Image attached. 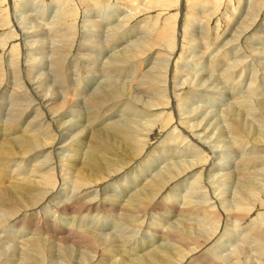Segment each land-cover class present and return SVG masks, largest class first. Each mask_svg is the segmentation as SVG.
<instances>
[{
    "label": "bare ground",
    "instance_id": "obj_1",
    "mask_svg": "<svg viewBox=\"0 0 264 264\" xmlns=\"http://www.w3.org/2000/svg\"><path fill=\"white\" fill-rule=\"evenodd\" d=\"M261 1L262 0L252 1L253 3L250 4L253 5L251 16L255 15L256 11H254V8L257 9ZM96 3L97 1L88 2L85 6L91 7V10H93ZM92 5L94 6L92 7ZM71 11L70 15L68 14L64 20H61V18L60 21L56 22V26L52 28L51 31L49 30L52 34L51 46L55 44L52 50H48V44H46L47 47L44 45L45 40L43 41L44 44H40L37 40L31 41L33 38L32 29L30 30L16 21H14L12 25L5 20L4 24L2 23V27H4L5 30L9 28L7 33L5 32V35L3 34L4 37L6 36L7 38V36H9L11 38L12 34H16L19 38L17 37V45H15L16 43H13L14 45H12V43L8 45L7 49L1 54V56L3 55L6 57V60L4 61V58H2L3 61H0V233L4 231L5 234L7 232V237L0 236V264H264V217H259L263 214L260 213V211L253 217L256 211H252L254 206L256 208L255 204L259 199V194H262L264 197V169L258 167L264 165L261 163L264 161V92L261 93L263 95L260 99L257 98L259 92L255 94L257 95L255 96L256 98L253 96L254 99L249 97L251 95H245L246 97H237L233 95L232 105L230 107H226L225 105L226 108H221L219 111V120L213 117V122L211 120L206 122H203L204 119L199 120L201 117L200 114L187 116V114L181 115V113H179L176 116L178 117L177 119L174 116V121L167 118V120H165L166 123L165 121L163 122L166 124L165 127H168L169 130L167 128L164 130L166 133L169 131L171 132L165 133L166 137H173L174 131L177 127H180L179 132H181V135H179L180 133L178 135L184 137L183 139L181 138L182 140L179 141L178 144L187 145L188 142L185 139H189V142L192 144L196 143L194 144L195 148L199 145L197 141L200 139L204 144L209 146V149L211 148V154H216L217 160L212 161L208 156V159H201V154L198 156L195 152L198 157L197 159L195 157V161L193 162L188 161L189 159L186 162H181L185 159H180V161L179 159L176 160L177 158L174 159L175 161H171L173 153L169 152L170 155H168L166 152L169 157H172L171 160L169 158H164L165 160L163 161L160 159V167L158 165V170H156L157 168H151L148 164L150 159L153 160L152 155H154V152L157 154L156 150L160 144L158 145L156 142L154 145L153 143L154 146L151 148L150 144L147 145V138L145 137V140L140 134H144L145 136L149 135L150 132H147L149 129H147V127H151L154 124L158 125V120L164 114L162 115L161 112L157 113L158 111L151 113V111L152 117H150L151 114L148 116L150 119L137 121L134 119L135 117L139 118L140 115H138V117L137 115H134L135 117L132 116L133 119L130 118L131 110L128 109L132 108L131 105H129L130 108L127 106V111L124 108L130 116L122 115L123 117H118L119 113L116 114L115 110H111L112 108L115 109V106L119 107V105L123 104L125 95L122 94L123 92H125L128 97L133 98L143 106L152 110L159 106H166L168 99L166 98L167 95H165L166 89L164 88V82L168 75L171 77V80L168 79V83L165 82L167 83L165 86L169 84V81H172L173 86L171 87L172 92L170 93L173 94V99L176 101L180 96V86L178 85L179 81L176 76L178 75L176 74L178 70L166 74V62L169 59L165 61V57L158 58V54L156 55L158 59L154 61V64L151 63L149 66L145 65V67L140 68L141 75L138 78L133 76L135 78L133 79L131 77L133 81L131 79H125L119 86H117V82L115 84L103 82V85L99 86L100 84H98L99 88H94V90H92L93 88L90 85L88 88L82 86L92 94H88L90 95L89 101L86 99V101H77L74 100L76 98L63 95L72 89H69V85L66 87L69 90L67 89L68 91H65L63 94L60 92V94L57 95H53L52 93L45 95L46 92H41V88L43 87L46 89L50 81L57 85H59V83L61 84V82H67L74 62L73 57L68 58L70 54L71 56L77 54V57L79 52L84 48L88 49L87 47H92V49L96 48L100 53V51L105 50L104 48H106V46H112L111 41L114 40L119 33L117 30V27L121 23L119 19H114V22L105 20L106 23H102L99 19H92V15H87L85 18V20L92 23L85 25L82 31V26L76 28L73 21L76 18H70L72 15ZM147 24L146 22L144 24L146 26V35L140 36L138 34L135 36L134 34L133 39H126L127 43L125 42L126 45L123 47L117 46L119 48L114 49L112 47L113 49H110L112 53L106 54V56H108L107 60L110 57L107 61L109 68L112 66L114 70L117 71L122 67L120 65H126L132 60L135 62L139 59L141 54L147 50L148 45H150L151 36H153L152 38L154 41H159V39H161L163 42L166 40L167 45H170L168 42L172 43L175 38L173 27L170 30L166 28L155 29ZM130 26L132 25L130 24ZM46 28L48 27L46 26ZM127 31H132V29L130 30L127 28V30H123V33ZM37 32L38 34H34V37L43 34L41 30H37ZM247 34L249 35L250 33ZM185 37L189 41H194L196 39L195 36H188V34H186ZM219 38L221 37L219 36ZM206 39H204V41ZM251 39L253 40V38ZM39 40L40 39H38V41ZM262 40L264 42V39H261V41ZM9 42H11V40H9ZM121 42H123V40H121ZM201 44L202 43H199V45ZM252 44L254 45L253 42ZM17 47H22L29 52L27 53L25 51V54L24 50H22L24 56L21 55L22 57L17 58V55H15L16 50H18L16 49ZM234 48L236 47L234 46ZM45 49H47L50 58H52L50 61V58L46 60L34 59L33 55H31L32 51L35 52L34 54H44L43 52H45ZM163 49H165V47ZM169 50L168 47V51ZM19 54L18 56H20ZM83 54L82 58H84L85 55ZM161 54L163 56V53ZM208 55H210V53L207 54V56ZM88 56L91 57V59L92 57H97L95 54ZM262 57L264 58V50L262 52ZM185 58L186 57H184V59ZM170 59L174 60L176 66L179 59H174V56ZM94 60L97 62V58ZM84 61L88 60L84 59ZM221 61L224 66L218 65V63L216 64L215 61L213 64L208 62L213 65L214 70L220 67V69L225 68V71H227V66L233 62L227 60L225 57L222 58ZM140 62L136 61V63ZM261 64L264 69V61H262ZM90 65L92 66V64ZM78 66L82 67L81 64H78ZM235 66L232 65L231 67ZM262 67L260 69L264 73ZM101 68L102 69L98 70L95 69V72L101 70L100 73L98 72V75L102 74L100 76L103 77V66ZM205 68L206 67H204V69ZM75 69L78 68L76 67ZM85 69L89 68L87 67ZM235 69L238 68L236 67ZM235 69H233V71ZM131 70L132 68H130V72ZM243 70L245 71V69ZM81 71L80 75L76 74L81 76ZM89 71L92 72V70ZM89 71L87 73L90 74L91 72ZM115 71L113 73H115ZM243 72L241 73V77L244 75ZM230 73H232V71H230ZM7 74L10 75L8 79V81L10 80V84H15L16 79L22 77L28 78L27 85L29 90H31L32 93L34 92L35 95H42L38 98V102L36 101L37 103L33 104L32 102L26 103V101H20L19 97H23L22 92L19 91L20 89L18 91L16 89L10 96L2 98L1 93L4 94L5 90H8L6 89V85L8 84H6L7 82L5 83ZM221 74V77L226 82V76H224L223 72ZM225 74L227 73L225 72ZM111 75L112 73L110 76ZM137 75L138 74H136V76ZM228 75L229 74H227V78ZM115 76H117V74ZM217 76L219 77L218 74ZM234 76L235 75H233V78L235 79L236 77ZM246 76H243V78H246ZM101 77H98V79H101ZM262 77L260 81L261 88L264 86V74ZM56 79L60 82H56ZM87 79L89 80L88 77ZM182 79L184 78L182 77ZM250 79H252V77ZM68 81L70 82L71 80ZM78 81L77 83L80 82ZM255 81H257V79L254 80V82ZM183 82L185 81L183 80ZM187 82L188 80L185 83L187 84ZM251 82L254 83L253 79L248 83L250 84ZM229 83H231V81ZM236 83L235 81V85ZM216 84L214 85L216 86ZM239 84L241 85V83ZM249 84L247 88L251 86ZM231 85H233V83H231ZM215 86L214 88H216ZM210 88L213 89V87ZM225 88H222L223 90L221 89V91H219L220 89L218 91H215V89H207L202 94L208 97L206 98L207 101L204 100L205 98H201L200 100L208 102V99L212 101L221 98L222 94L227 91ZM238 89L239 88L234 90ZM252 89H254V87ZM255 89L253 90L254 92ZM234 90L232 89V91ZM24 91L26 92V90ZM75 91L78 92L79 90ZM168 91H170V89ZM73 95L74 94L71 93L70 96ZM84 95L85 97L87 96V94ZM125 97L127 96L125 95ZM25 99L27 100V98ZM191 100L194 101L193 99ZM183 103L185 102L183 101ZM110 104L112 107L109 109L108 106ZM182 105L184 106L185 104ZM5 107H8L7 111H5ZM139 107L140 105L137 108L140 109ZM177 107L179 106L177 105ZM183 108L185 109V107ZM132 109L137 113L136 107ZM37 110L40 111V114L36 113ZM140 110L144 111L143 109ZM188 110L186 109V111ZM4 111L6 113L5 115ZM125 111H123L124 114H126ZM142 111H140V113ZM149 111L150 110H148V112ZM146 115L143 116L146 117ZM220 122H223L224 129L220 128ZM161 124L159 126H161ZM37 125L38 129L33 130L32 127ZM155 126L156 125H154V127ZM149 130L151 131V129ZM160 130L162 129L160 128ZM175 134L177 133L175 132ZM174 137L175 139L177 138L176 140L180 138L177 135H174ZM169 139L175 140L174 138ZM163 141L166 142L167 140H162V143ZM184 141H186V143ZM250 142L255 144L256 149H262V153L254 156L242 154L240 151L242 148L239 150L240 146L244 144L247 146L251 144ZM174 143L175 141L173 144ZM198 143H200V141ZM204 144L200 146L205 147ZM161 146L160 150L163 147ZM181 148H179L181 151L180 153H183ZM176 149L175 147L174 151H176ZM189 150L190 148L188 151L184 152L190 153L191 151ZM207 150L208 149H206V152ZM171 152H173V150ZM247 152L246 154L249 153ZM255 152H257V150H255ZM177 153L179 154V152ZM158 154L161 155V153ZM162 155L161 157H163ZM184 157L187 158L186 156ZM167 160L169 162H167ZM155 162H157L156 159ZM23 164L30 168H34L32 170L36 169V172L25 171L22 169ZM143 166L146 168V170H144L146 171L145 175L142 173L144 171L141 173L139 172V179L134 181L135 178L133 179V177L138 176L135 170L137 169V171H140L144 169ZM148 166L150 168H148ZM13 167H16L13 169L14 172H12ZM141 167L143 168L141 169ZM22 170L23 173L21 174ZM7 171L11 173L9 180H5V176L8 175ZM32 173H34L33 178L30 176ZM24 174H27V178L23 177ZM123 179H133V181H131L130 184H126L123 182ZM186 180H191L190 182L194 186L190 184L189 187L191 186L194 188L193 192L195 194L191 192V197L187 195L189 198L185 199L186 201L182 203V199H177L175 195H177L176 190H178V188L185 187L186 183L183 182ZM119 181L122 183L121 187H123V193L121 195H115L114 192L116 191L113 190V188L115 189L113 185L115 182H118V185H116V188H118L120 184ZM232 185L235 186V188ZM71 193L72 195L69 197ZM62 194L68 198L66 200L61 199ZM187 194H189V192ZM193 195L194 199L192 198ZM233 201L235 205L231 206ZM258 205L259 204H257V206ZM232 207L234 208L232 209ZM71 214L80 215L79 222L83 224L85 229L80 226L76 227L74 222L71 221L72 218L67 219ZM87 216H93V220H97L100 216H103L99 222L97 220L98 224H102V222L104 224L107 218H111L114 227H116L118 222H123L125 230L128 231L124 232L121 230L120 234L114 235L105 234L104 231L106 230L99 228L101 232H98V226L90 229V227L86 225L84 218ZM172 218H176L177 220L174 222L167 221ZM85 219L88 220V218ZM65 221L72 226L65 227ZM9 226L11 227L8 229ZM12 227H15L18 232L26 231L32 235L30 237L24 236L18 238L16 233H11ZM234 227L241 228L242 230L248 229L249 233L246 231L248 236H262V243L259 245H251L250 241L252 238H247L248 236L246 234L244 238H241L243 235L238 237L237 235H239V232L237 231L238 233L236 234L234 232V230H236ZM2 234L3 233H1V235ZM60 236L67 237L60 238ZM140 238L143 239L141 240L143 244L139 243ZM227 242L233 244H230L231 246L228 247L226 246ZM66 244H71L73 246ZM14 245L22 247V250L19 248L15 249ZM28 246L30 248H28ZM43 248L55 249L57 253H61V257L56 256L52 252L49 258L45 260L42 253ZM129 251L135 256L133 260L127 259Z\"/></svg>",
    "mask_w": 264,
    "mask_h": 264
},
{
    "label": "rangeland",
    "instance_id": "obj_2",
    "mask_svg": "<svg viewBox=\"0 0 264 264\" xmlns=\"http://www.w3.org/2000/svg\"><path fill=\"white\" fill-rule=\"evenodd\" d=\"M93 1H97L96 5H92L93 7V10H91V7L89 8L88 6H85V4H87L88 2H93ZM254 0H0V56L1 54L4 52L5 49H7L8 45L12 43V45H17L18 44V36L16 34H12L11 38L9 36H6L4 37V33L9 30V28H6L7 30H5L4 27H2V25L4 24L5 21H8L11 23L16 21V22H19L21 25H23L24 27H27L31 30V32H33V38L31 39V41H35L37 40V42H40V44H48L49 45V48L48 50H52L55 46V44L53 46H51L52 44V34H51V29L54 28L56 26V22L60 21L61 20H64L65 17L68 16V14L70 15V11L72 12L70 18H76L74 21L75 25H76V28H78V26H82L81 29L82 31L84 30V26L87 25V24H90L92 22L90 21H87L85 20V18L87 17V15H92V19H99L100 22H104L106 23L105 20H109L110 22H114L116 19H119V21H121V23L119 24V26L117 27V30L119 31L118 35L115 37V42L114 40L111 41V45L112 46H106V48H104L105 50L104 51H100V53L98 52L99 50H97L96 48H93L95 50L92 49V47H87L88 49L84 48L83 50H81L80 52H83V53H80L78 54V58L79 59H82V60H79L75 54H73L71 56V54L68 56V58L70 57H73L71 59H73V65H72V71L70 73V76L68 78V80H71L70 82L67 80L66 83H63L61 82V85L58 80L56 79V82L59 83V85H57L56 83L50 81V84L49 86H47V88H41V92H46V94H50L52 93L53 95H57V94H60V92L63 94L65 93V91L67 92L70 88H72L70 91H68L67 93L63 94V95H68V97H71V98H76L74 100H77V101H83V100H87L89 101L88 99H90V91H88L87 89L85 88H88L89 85L93 88L92 90H94V88H99V86L103 85V82L104 83H107V84H115L117 82V86H119L120 83H122L125 79L127 80H130L131 77L133 79H135L136 77L138 78L140 75H141V69L142 67H145V65L149 66L152 64H154V61H156L158 58H164L165 61L166 59L168 60L166 62V74H170L171 72H174L175 70L178 72H176V75L177 78H178V85L180 86V90H179V93H180V96L179 98L176 99V101H174L173 99V94L170 93L172 92V89L171 87L173 86V83L172 81H169V86H165L167 83H168V79L171 80V77H168L165 79L167 83L164 82V88L166 89L165 91V95L166 98L168 99L167 103L166 102H163V103H166L167 107L164 106H159L157 108H155L154 110L152 109H149L148 107H145L143 106L142 104H140L139 102H137L136 100H134L133 98L131 97H128V95L123 92L122 94H125L127 97H125L124 95V102L123 104L119 105V107L115 106L111 111H114L116 112V114L119 113L118 117H123L122 115L124 116H130L127 114V109L128 107L130 108L129 105H131L132 108L136 107V112L135 113V110L133 111V109H128V110H131V119L132 116L135 117L137 115H140L139 118H136L134 120H137V121H144L145 119H150L148 116L153 113V112H161L162 113V117L158 120V125L157 124H154L156 125L154 127V125H152L151 127H147V129H151V131L148 129L147 132H150L149 135H144V134H140L141 137H143L145 140L147 138V145L150 144V147L152 148L156 142L158 143V145L160 144V146L162 145L164 147L161 148L160 150V146L157 148L156 152L157 154L158 153H161V155L163 157H161L160 154H156L154 152V155H152V159L154 160H151L150 159V162H149V166L151 168H154L156 170H158V165H159V162L162 160H165L166 158H169L171 160L172 157H169L168 155L169 152L170 153H173V158L171 161H173L174 159L176 160H180V159H185L181 162H186L188 159V161H195V157L197 159V157L200 155L201 159L202 158H207L208 157L210 158V160L212 161H215L217 160V156L216 154L213 155L211 154L212 153V150L211 148L209 149V146L207 144H204L202 140H198L197 141V147L194 148V144L196 143H191L189 142V139H185L188 143H191V144H178L179 141H181L183 139V137L179 136L181 135V132H179L180 130V127H177V129L174 131L173 133V137H166L165 135L169 132L166 133V131L164 130L165 128L168 129V127H165L166 126V121L167 118H170L171 120H175V117L177 116V114L181 113V115H186L187 116H193V115H197V114H200L201 117L199 118V120H203V122H206L208 120H211L213 122V117L216 118V120H219V111L221 108H226V107H230L233 103V95H236L237 97H241V96H245V95H251L249 97L253 98L255 96L258 95V99H260L262 97L263 94H261L262 92H264V86L261 88V80H262V76H263V72L262 70L260 69L262 67V64L261 62L264 61V58L262 57V52L264 50V42L263 40L261 41V39H264V0L261 1V3L259 4V7L257 9L254 8V11H256L255 15L254 16H251L250 14L253 12V5H250L252 4ZM87 7V8H86ZM251 7V8H250ZM3 11V12H1ZM84 11V12H83ZM12 12V13H11ZM60 12V13H59ZM93 13H94V16H93ZM246 13V14H245ZM243 15V16H242ZM257 15V16H256ZM177 16V17H176ZM251 16V17H250ZM5 17V18H4ZM58 17V18H57ZM90 17V16H89ZM248 17V18H247ZM31 18V19H30ZM241 18V19H240ZM104 21H103V20ZM115 19V20H114ZM133 19V21H132ZM5 20V21H4ZM79 20V21H78ZM241 20V21H240ZM245 20V21H244ZM71 21V19H70ZM86 22V23H85ZM117 22V21H116ZM133 24H132V23ZM146 23H148L147 25L152 27V28H155V29H162V28H166V29H171L172 27L174 28V32H175V38L174 40L172 41V43L168 42V44L170 45H167V41L165 40L163 42V40L159 39V41H154V39L152 38L153 36L150 37V45H148V48L147 50L141 54V56L139 57V59H137L136 61H141L140 63H136V61L133 62H129L127 63L126 65H120L122 67H120V69H118L117 71L114 70V68L112 66H110V68L108 67L109 64H108V56H106V54H111L112 51L110 49H117L119 47H123L124 45H126V39L127 38H132L134 37V34L135 36H137L138 34L141 36H144L146 35V31H145V28L146 26L144 25ZM3 23V24H2ZM78 23V24H77ZM257 23V24H256ZM55 24V25H54ZM115 24V23H114ZM113 24V25H114ZM124 24V25H123ZM130 24L132 26H130ZM183 24V25H182ZM8 25V24H6ZM106 25V24H105ZM123 28H122V26ZM142 25V26H141ZM255 25V26H254ZM46 26L48 28H46ZM125 26V27H124ZM251 28H250V27ZM258 26V27H257ZM241 27V28H240ZM249 27V28H248ZM35 28V29H34ZM46 28V29H45ZM50 28V29H49ZM121 28V29H120ZM127 28H129L130 30L132 29V31H127L126 33H123V30H127ZM179 28V29H178ZM247 28V29H246ZM140 29V30H139ZM239 29V31H238ZM241 29V30H240ZM249 29V30H248ZM37 30H41L42 31V35H39V36H35L34 37V34H38ZM50 30V31H49ZM144 30V31H143ZM197 32H196V31ZM236 30V31H235ZM245 30V31H243ZM256 30V31H255ZM242 31V32H240ZM251 31V32H250ZM254 31V33H253ZM134 32V33H133ZM137 32V34H136ZM232 32V33H230ZM236 32V33H235ZM240 32V33H239ZM245 32V33H244ZM122 33V35H121ZM132 35H131V34ZM200 33V34H199ZM211 33V34H210ZM247 33H250L249 35ZM253 33V34H251ZM262 33V34H261ZM4 34V35H3ZM51 34V35H50ZM125 34V35H124ZM130 34V35H129ZM186 34L189 35H192L193 37L195 36V40L194 41H189L186 39ZM223 34V35H222ZM246 34V35H245ZM16 35V37H15ZM245 35V36H243ZM120 36V37H119ZM219 36L222 38H219ZM224 36V37H223ZM244 38H243V37ZM252 36V37H251ZM257 36V37H256ZM14 37V38H13ZM18 37V38H17ZM37 37V38H36ZM45 38V39H42V38ZM118 37V38H117ZM182 37V38H181ZM198 37V38H197ZM10 38V39H9ZM200 38V39H199ZM203 38V39H202ZM207 38V39H206ZM228 38V39H227ZM247 38V39H246ZM253 38V40L251 39ZM257 38V39H256ZM14 39V41H13ZM38 39H40L38 41ZM204 39H206L204 41ZM210 39V40H209ZM227 39V40H226ZM9 40H11V42H9ZM45 40V41H44ZM66 40V39H65ZM121 40H123V42H121ZM203 40V41H201ZM220 40V41H219ZM237 40V41H236ZM245 40V41H244ZM42 41V42H41ZM44 41V43H43ZM47 41V42H46ZM185 41V42H184ZM198 41V42H196ZM6 42V43H5ZM126 42V43H125ZM153 42V43H152ZM160 44H159V43ZM175 42V43H174ZM206 42V43H205ZM210 44H209V43ZM226 42V43H225ZM234 42V43H233ZM249 42V43H248ZM251 42V43H250ZM252 42L254 43V45L252 44ZM257 42V43H256ZM4 43V44H3ZM14 43V44H13ZM113 43V44H112ZM156 43V44H155ZM197 45H196V44ZM199 43H202L201 45H199ZM7 44V46H6ZM155 44V45H153ZM164 44V45H163ZM220 44V45H218ZM250 44V45H248ZM116 45V46H115ZM160 45V46H159ZM163 45V46H162ZM167 45V46H166ZM217 45V46H216ZM119 46V47H117ZM219 46V47H218ZM230 46V47H229ZM234 46L236 48H234ZM249 46V47H248ZM252 46V47H250ZM47 47V45H46ZM113 47V48H112ZM116 47V48H115ZM162 47V48H161ZM165 47V49H163ZM168 47H169V51H168ZM175 47V48H174ZM90 48V49H89ZM155 48V49H154ZM259 48V49H258ZM16 49V52H15V55H17L16 57L17 58H20L22 57L21 55H23V51L24 50L22 47H17ZM21 49V50H20ZM152 49V50H150ZM188 49V50H187ZM228 49V50H227ZM258 49V50H257ZM187 50V52H186ZM22 53H21V52ZM26 50H24L25 52ZM96 51V52H95ZM166 51V52H165ZM231 53H230V52ZM246 51V52H245ZM27 53L29 51H26ZM25 52V54H26ZM90 52V53H89ZM182 54H181V53ZM198 52V53H197ZM207 52V53H206ZM234 54H233V53ZM261 52V53H260ZM21 53V54H19ZM35 52L32 51V54L33 55V58L34 59H49L50 58V55L49 53L47 52V49H45V52H43L44 54H34ZM91 53H94L97 57H89L88 55H94V54H91ZM163 53V56L162 54ZM184 53V55H183ZM207 56V54H209ZM219 53V54H218ZM256 53V54H255ZM258 53V54H257ZM18 54L20 56H18ZM82 54L84 55V58H82ZM149 54V55H148ZM159 54V55H158ZM165 54V55H164ZM174 54V55H172ZM254 54V55H253ZM36 58H35V56ZM158 55V58L157 56ZM191 55V56H190ZM225 55V56H224ZM258 55V56H257ZM261 55V56H260ZM24 56V55H23ZM144 56V57H143ZM174 56V59L178 58L179 61L177 63V65L175 66L174 64V60L173 59H170ZM180 56V57H178ZM186 57L184 59V57ZM223 56V57H222ZM257 56V57H256ZM42 57V58H41ZM86 57V58H85ZM100 57V58H98ZM205 57V58H204ZM226 58L227 60H230V61H233L232 63H230L226 68H227V71H225L226 69H220V67H218L216 70H214L213 68V65H211L210 63L213 64V62L215 61L216 64L218 63V65L220 64L221 66H224L223 65V62L221 61L222 58ZM4 58V61L6 60V57H4L3 55L0 57V61L2 62ZM67 58V59H68ZM76 58V59H75ZM90 58V59H89ZM95 58H97V62L96 60H94ZM103 58V59H102ZM181 58V59H180ZM203 58V59H202ZM238 58V59H237ZM52 58L49 59V61L51 60ZM85 60H88V61H84ZM100 59V60H99ZM183 59V60H182ZM205 59V61H204ZM249 59V60H247ZM173 60V61H172ZM201 60V61H200ZM207 60V61H206ZM211 60V61H210ZM214 60V61H213ZM262 60V61H261ZM77 63H76V62ZM92 61V62H91ZM210 63H209V62ZM101 65H100V63ZM105 62V63H103ZM199 62H202V63H199ZM226 62H229V61H226ZM249 62V64H248ZM96 63V64H95ZM103 63V65H102ZM193 63V64H192ZM195 63V64H194ZM197 63V64H196ZM207 63V65H206ZM239 63H242V64H239ZM253 63V64H252ZM77 64V65H76ZM78 64H81V66L83 67H80L78 66ZM92 64V66L90 65ZM135 64V65H134ZM138 64V65H137ZM171 64V65H170ZM187 64V65H186ZM76 65V66H74ZM88 65V66H87ZM94 65V66H93ZM97 65V66H96ZM105 65V66H104ZM129 65V66H128ZM169 65V66H168ZM181 65V66H180ZM186 65V66H185ZM232 65H236L235 67H231ZM238 65V66H237ZM252 65V67H251ZM89 69H85L87 67ZM103 66V77H101L100 75L102 74H99L98 75V72L100 73L101 70L95 72L96 70L98 69H102L101 67ZM125 66V68H124ZM128 66V67H127ZM137 66V67H136ZM78 68V69H75V68ZM91 67V68H90ZM100 67V68H99ZM127 67V68H126ZM176 69H175V68ZM178 67V68H177ZM204 67H206L204 69ZM230 67V68H229ZM238 68V69H235V68ZM112 68V69H111ZM130 68H132L131 72H130ZM184 70H183V69ZM203 68V69H202ZM213 68V69H212ZM82 71H81V70ZM84 69V70H83ZM96 69V70H95ZM110 69V70H109ZM124 69V70H123ZM233 69H235L233 71ZM245 69V71L243 70ZM263 69V67H262ZM78 70V71H77ZM89 70H92L89 71ZM112 70V72H111ZM115 73H113L114 71ZM122 73H121V71ZM201 70V71H200ZM208 70V71H207ZM213 72H212V71ZM239 71V75H238V71ZM241 70V72H240ZM264 70V69H263ZM80 71L82 72L81 76H78L80 75ZM91 72L90 74L87 73V72ZM129 71V72H128ZM183 71V73H182ZM228 75V78H227V74H225V72ZM230 71H232V73H230ZM244 71V72H243ZM260 71V72H259ZM79 72V73H78ZM86 72V73H85ZM120 72V73H119ZM138 72V73H137ZM187 74H186V73ZM191 72V73H190ZM201 74H200V73ZM206 72V73H205ZM224 73V76L225 79H226V82L227 81H231V83H233V85H231V83L229 82H225V80L221 77V73ZM243 72L244 75H242L241 77V73ZM78 75H77V74ZM95 73V74H93ZM106 73V74H105ZM108 73V74H107ZM112 73V75H116L117 76H110V74ZM135 73V74H134ZM209 73V74H208ZM74 76H73V75ZM134 74V75H133ZM136 74H138L136 76ZM193 74V75H192ZM212 74H215V75H212ZM217 74L219 75V78L217 76ZM231 74V75H230ZM247 76H246V75ZM254 74V75H253ZM258 74V75H257ZM72 75V76H71ZM202 75V76H201ZM233 75H235L234 77H236L235 79L233 78ZM238 75V76H237ZM253 75V76H252ZM7 77H5L6 81L5 83L8 84L6 85V89L8 90H5V93H1V96L2 98H6L8 96H10V94L17 89V91H21L22 92V95L23 97H19L20 101H26V103L28 102H32L33 104H36L38 102V98L42 95H35L34 92L32 93L31 90H29V87L27 85V80L28 78H19V79H16V83L15 84H10L8 79L10 77V75H6ZM107 76V77H106ZM110 76V77H108ZM119 76V77H118ZM135 76V78L133 77ZM186 76V77H185ZM191 76V77H190ZM230 76V77H229ZM243 76H246V78ZM32 77V76H31ZM87 77L89 78V80L87 79ZM98 77H101V79H98ZM112 77V78H111ZM182 77L184 79H182ZM197 77V78H196ZM203 77V78H202ZM218 77V78H217ZM232 77V78H231ZM252 77L253 79V82L254 80L257 79V81H255L254 83H248L250 81H252V79H250ZM108 78V79H106ZM111 78V79H110ZM188 78V79H187ZM87 79V80H86ZM98 81H97V80ZM110 79V80H109ZM120 81H119V80ZM133 79H131L133 81ZM197 79V80H196ZM199 79V80H198ZM209 79V80H208ZM213 79V80H212ZM230 79H234L233 81L230 80ZM239 79V80H238ZM241 79V80H240ZM259 79V80H258ZM53 80V79H52ZM73 80V81H72ZM80 82H79V81ZM96 80V81H95ZM107 80V81H106ZM114 80V81H112ZM183 80L187 82V84L185 82H183ZM190 80V81H189ZM197 82H196V81ZM203 80V81H202ZM205 80V81H204ZM208 83H207V81ZM212 80V81H211ZM239 82H238V81ZM246 80V81H245ZM12 81V80H11ZM18 81V82H17ZM77 81L79 83H77ZM181 81V82H180ZM235 81L237 82L236 85H235ZM241 81V82H240ZM248 81V82H247ZM114 82V83H113ZM119 82V83H118ZM190 82V83H189ZM194 82V83H193ZM218 82V83H217ZM243 82V83H242ZM245 82V83H244ZM4 83V84H5ZM71 83V84H70ZM74 83V84H72ZM81 83V84H80ZM96 83V84H94ZM172 83V84H171ZM196 83V84H195ZM217 83V84H216ZM241 83V85L239 84ZM19 84V85H18ZM53 84V85H52ZM84 84V85H83ZM98 84H100L98 86ZM202 86H201V85ZM216 84V86L214 85ZM227 84V85H226ZM243 84V85H242ZM248 84L251 85L249 86L250 87H254V89L258 88L257 90L255 89V92L253 91L254 89L252 88H247L248 87ZM253 84V86H252ZM22 85H23V89L22 88ZM56 85V86H55ZM66 85V86H65ZM69 85V89L66 88L67 86ZM81 85V86H79ZM184 85V87H183ZM190 85V86H189ZM209 85V86H208ZM15 86V87H14ZM27 86V87H26ZM71 86V87H70ZM85 88H83V87ZM192 86V87H191ZM198 86V87H197ZM205 86V87H204ZM207 86V87H206ZM214 86L217 88H214ZM234 86V88H233ZM17 87V88H16ZM21 87V88H20ZM49 87V88H48ZM54 87V88H53ZM58 87V89H57ZM74 87V89H73ZM204 87V88H203ZM210 87H213L210 88ZM226 87V88H225ZM242 87V88H241ZM64 88V89H63ZM78 88V89H77ZM183 90H182V89ZM224 89L225 90H229L228 92L226 91L225 93L222 94V97L221 98H217V99H214V100H210L208 99V102H204L203 100H200L201 98H205L204 100L207 101L205 95H202L203 92H205L207 89H212L215 91H221V89ZM239 88L238 90H234V89H237ZM241 88V89H240ZM22 89V90H21ZM43 89V90H42ZM56 89V90H55ZM60 89V90H59ZM62 89V90H61ZM66 89V90H65ZM68 89V90H67ZM170 89V91H168ZM191 89V91H190ZM222 89V90H223ZM232 89L234 91H232ZM260 89V90H259ZM26 90V92L24 91ZM59 90V91H58ZM64 90V91H63ZM73 90V91H72ZM75 90H79L78 92L75 91ZM83 92H81V91ZM245 90V91H244ZM262 90V91H261ZM8 91V92H6ZM24 91V93H23ZM57 91V92H56ZM181 91V92H180ZM236 91V92H235ZM243 93H242V92ZM248 91V92H247ZM251 91V92H250ZM75 92V93H74ZM89 92V93H88ZM169 92V93H168ZM234 92V93H232ZM240 92V94H239ZM247 92V93H246ZM250 92V93H249ZM259 92V93H258ZM69 93V94H68ZM72 94H74L73 96H70ZM92 93V92H91ZM238 93V94H237ZM254 93V95H253ZM258 93V94H257ZM84 94H87V96L85 97ZM90 94V95H88ZM225 94V95H224ZM257 94V95H255ZM186 95V96H185ZM202 95V96H200ZM6 96V97H5ZM25 96V97H24ZM38 96V97H37ZM185 96V97H184ZM200 96V97H198ZM204 96V97H203ZM218 97H220L219 95H217ZM232 96V97H231ZM254 96V97H253ZM169 97V98H168ZM193 97V98H192ZM198 97V98H197ZM246 97V96H245ZM27 98V100L24 99ZM36 98V99H35ZM81 98V99H80ZM84 98V99H82ZM176 98V97H175ZM184 98V99H183ZM223 98V99H222ZM226 100H225V99ZM230 98V99H229ZM256 98V97H255ZM18 99V100H19ZM29 99V100H28ZM35 99V100H34ZM80 99V100H79ZM127 99H128V102H127ZM131 99V100H130ZM179 99V100H178ZM191 99H193L194 101H192ZM222 99V100H220ZM229 99V100H228ZM252 99V100H253ZM257 99V100H258ZM85 100V101H86ZM126 100V101H125ZM181 100V101H180ZM191 100V101H190ZM199 100V101H198ZM210 100V101H209ZM217 100V102H216ZM231 100V101H230ZM37 101V102H36ZM132 101V102H131ZM183 101L185 103H183ZM196 101V102H195ZM202 101V102H201ZM221 101V102H220ZM227 101V103H226ZM230 101V102H229ZM180 102V103H179ZM187 103V104H186ZM201 103V104H200ZM126 106H125V105ZM136 104V105H135ZM182 104H185L184 106ZM189 104V105H188ZM191 104V105H190ZM133 105V106H132ZM140 105V109H146L144 111L138 109L137 107ZM177 105L179 107H177ZM188 105V107H187ZM206 105V106H205ZM226 105V107H225ZM128 106V107H127ZM109 109L111 106V104L108 106ZM161 107V108H160ZM182 107V108H181ZM185 107V109L183 108ZM191 107V109H190ZM195 107V108H193ZM7 108L8 107H5V111H7ZM37 108V107H35ZM118 108V109H117ZM123 108V109H122ZM125 108V110H124ZM197 108V109H196ZM219 108V109H218ZM118 111H117V110ZM173 109V110H172ZM186 109H190L188 111H186ZM199 109V110H198ZM41 110V109H39ZM39 110H37L36 113L40 114ZM126 112V114L123 113V111ZM148 110H150L148 112ZM165 110V111H164ZM180 110V111H179ZM197 110V111H196ZM4 111V115L6 114ZM121 111V112H120ZM140 111H142L140 113ZM152 111V112H151ZM217 111V112H216ZM114 112V113H115ZM139 112V113H138ZM151 112V113H150ZM169 114H168V113ZM174 114H173V113ZM260 112H263V111H260ZM113 113V112H112ZM134 113V114H133ZM145 113V114H144ZM160 113V114H161ZM121 114V115H120ZM146 115L143 116V115ZM166 114V115H165ZM135 115V116H134ZM155 115V113H154ZM170 116V117H169ZM175 116V117H174ZM150 117H152V114L150 115ZM143 118V119H142ZM174 118V119H173ZM178 117H176L177 119ZM141 119V120H140ZM6 121V120H5ZM165 121V123L163 122ZM87 123V122H86ZM163 123V124H161ZM161 124V126H159ZM53 125V124H52ZM222 127H221V126ZM26 126V125H25ZM163 126V127H162ZM220 128H223L224 129V125H223V122H220L219 124ZM154 127V128H153ZM163 130H160V128ZM33 130H37L38 129V125L35 126V127H32ZM36 128V129H35ZM174 128V127H172ZM171 128V130H172ZM187 129V128H186ZM160 130V131H158ZM169 130V129H168ZM188 130V129H187ZM175 132L177 134H175ZM191 132V131H189ZM166 133V134H165ZM180 133V134H179ZM156 134V135H155ZM179 134V135H178ZM174 135L180 137L178 138L179 140H176ZM146 137V138H145ZM169 138H174L175 140L173 139H169ZM182 138V139H181ZM161 139V140H160ZM167 140L166 142L163 141L162 143V140ZM157 140V141H156ZM173 140V141H172ZM169 141V142H168ZM172 141V143H171ZM175 141V143L173 144V142ZM186 141H184L186 143ZM200 141L201 144H204L207 152H206V149L205 147L203 146H200L201 144L198 143ZM183 142V143H184ZM154 143V145H153ZM181 143V142H180ZM251 144H248L247 146L244 144V145H241L239 150L241 151L242 154H245L246 156H254V155H257V154H260L262 153V149H256L255 148V144L253 142H250ZM152 144V145H151ZM165 144V145H164ZM168 144V146H167ZM146 145V146H147ZM174 145V146H173ZM177 145H181L180 147L177 146ZM190 145V146H189ZM192 145V147H191ZM145 146V147H146ZM171 146V147H170ZM187 146H188V149L190 148L189 151H191L190 153L189 152H184V151H188L187 149ZM149 147V149H150ZM175 147L177 148L176 151L175 150ZM183 149H182V148ZM245 147V148H244ZM253 147V148H252ZM169 148V149H168ZM182 150L183 153H180V149ZM173 152H171L172 150ZM179 149V150H178ZM185 149V150H184ZM187 149V150H186ZM192 149V150H191ZM202 149V150H201ZM245 149V150H244ZM178 150V151H177ZM198 150V151H197ZM253 150V151H252ZM255 150H257V152H255ZM259 150V152H258ZM161 151V152H160ZM239 151V153H240ZM244 151V152H243ZM249 153H248V152ZM141 152H142V149H141ZM146 152V151H145ZM164 152V153H162ZM166 152L168 153V155L166 154ZM179 152V154L177 153ZM198 155H196L195 154ZM203 152V153H202ZM205 152V153H204ZM210 152V153H208ZM246 152L248 154H246ZM252 152V153H250ZM255 152V153H254ZM199 153V154H198ZM166 154V155H165ZM190 154V155H188ZM193 154V155H191ZM208 154V155H207ZM177 157H176V156ZM195 155V156H194ZM203 155V156H202ZM160 158H159V157ZM175 156V157H174ZM184 156H186L187 158H185ZM192 156V157H191ZM194 156V157H193ZM208 156V157H207ZM212 156V157H211ZM214 156V157H213ZM165 158V159H164ZM194 158V159H193ZM155 159L156 161L158 162H155ZM161 159V160H160ZM199 160V158H198ZM175 161V160H174ZM167 162H169L167 160ZM262 164H264V161L261 162ZM65 164V163H64ZM150 164H154V165H150ZM157 164V165H155ZM25 164L22 165V169H24L25 171L27 172H31V171H34V173L36 172V169L35 170H32L34 168H30L29 166H24ZM34 166V165H33ZM148 166V168H150ZM163 166V165H161ZM258 166V165H257ZM26 167V169H25ZM144 167V166H143ZM141 167V169L143 168ZM160 167V165H159ZM258 167H262L264 169V165H260ZM11 168V167H10ZM9 168V169H10ZM16 167H13L12 168V172L13 169H15ZM163 168V167H162ZM30 169V170H29ZM146 170V168L144 167V169L140 170V171H137V169L135 170V173L138 174L137 177H133L134 181H137L139 178V175L142 171ZM155 170V171H156ZM8 172V175H6L5 177V180H9V176L11 175V173ZM6 172V174H7ZM140 172V173H139ZM145 172H142L144 175H145ZM23 173V170L21 171V174ZM30 174V176H32L33 178V174ZM23 177L27 178V174H24ZM137 178V179H136ZM133 179H123V182L126 183V184H130L131 181H133ZM97 181V180H95ZM191 180H186L184 181L183 183H186L185 184V187L184 188H178V190H176V194L175 195L177 197V199L179 198V200H181L182 203H184L187 199L189 198L188 196L191 194V192L194 191V188H192L191 186H194L191 184L190 182ZM128 182V183H127ZM117 183V184H116ZM119 187L116 188V185H118V182H115L113 187H115V189L113 188L115 195H121L123 192V187H121L122 183L119 181ZM191 184V186L189 187V185ZM233 186V185H232ZM237 186V185H236ZM235 188V186H233ZM121 191H120V190ZM191 189V190H190ZM68 190V189H67ZM185 190V191H184ZM189 192V194L187 193ZM120 193V194H119ZM179 193V194H178ZM182 194V195H181ZM186 194V195H185ZM193 194H195L193 192ZM72 195L69 194V197ZM184 195V196H183ZM188 195V196H187ZM259 199L258 201L256 202V208L254 206L253 208V212L254 216L257 215V213L260 211V213H263L262 215H260L259 217L260 218H263L264 217V197L262 194H259ZM183 196V197H182ZM186 196V198H185ZM64 194H62L61 196V199L63 200H66L68 197H65ZM182 197V198H181ZM191 197V195H190ZM263 197V198H262ZM192 198L194 199V195L192 196ZM263 199V200H262ZM202 201V199H201ZM257 204H259L257 206ZM183 205V204H182ZM234 201L231 203V206H234ZM261 206V208H260ZM184 207V206H183ZM234 207H232L233 209ZM257 209V210H256ZM262 211V212H261ZM60 217V216H59ZM77 217V218H76ZM79 217L80 215H76V214H71L68 216L67 219H71V221L74 222V225L77 227H82L83 229H85L83 227V224H81V222H79ZM92 217V218H91ZM101 217L103 216H100L97 220L99 222V220L101 219ZM85 218H88L85 219ZM84 218V222L86 223L87 226L90 227V229H93L94 227H97V231L99 232V228L100 229H105L106 231L105 234H120V231H128V230H125V226H124V223L123 222H118L116 224V227L113 226V223H112V220L111 218H107V221L102 222V224H98L97 223V220H93V216H87ZM90 218V219H89ZM75 220V221H74ZM77 220V221H76ZM177 219L176 218H172V219H169L167 220L168 222H174L176 221ZM193 220V219H192ZM110 221V222H109ZM77 222V223H76ZM66 223V221H65ZM76 223V224H75ZM72 225L71 224H65V227H71ZM11 226L8 227V229L10 228ZM93 227V228H92ZM234 232L239 235H237L238 237L239 236H242L241 238H244L246 237V235L248 236V229H241V228H237V227H234ZM240 229V230H238ZM88 230V229H87ZM113 230V231H112ZM238 231V232H237ZM248 233H247V232ZM101 232V231H100ZM112 232V233H111ZM119 232V233H118ZM245 232V233H244ZM1 233H3L1 235ZM0 233V236L3 237H7L6 234L7 232L4 234V231ZM11 233L15 234L16 233V236L18 238H21V237H26V236H31L32 234L30 233H27L26 231H22V232H18V230H16L15 227H12L11 228ZM23 233V234H22ZM243 233V234H242ZM246 234V235H245ZM19 235V236H18ZM63 237H67V236H60V238H63ZM261 237L262 236H248L247 238H252L251 241H250V244L251 245H259L262 243V240H261ZM8 239V238H7ZM10 239V238H9ZM50 239H53V238H50ZM140 240V244H143V242L141 240H143L142 238L139 239ZM41 242V241H39ZM232 242V241H231ZM229 243V244H228ZM230 244H233V243H230V242H227L226 246H231ZM66 245H69V246H73L71 244H66ZM15 249L16 248H19L20 250H22V247H17L16 245H14ZM28 248H30L28 246ZM45 250V251H44ZM48 252V253H47ZM55 254L56 256L58 257H61V253H57L54 250H51L49 248H43L42 249V253L45 257V260L49 258V256L52 254ZM56 252V253H54ZM46 253V254H45ZM47 257V258H46ZM69 258V257H68ZM135 258L134 254L132 252H128V256H127V259L129 260H133ZM1 262V261H0Z\"/></svg>",
    "mask_w": 264,
    "mask_h": 264
}]
</instances>
